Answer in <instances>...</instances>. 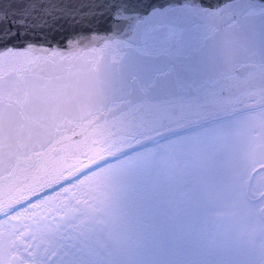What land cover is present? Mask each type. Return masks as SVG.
I'll list each match as a JSON object with an SVG mask.
<instances>
[{
	"label": "snow or ice",
	"instance_id": "1",
	"mask_svg": "<svg viewBox=\"0 0 264 264\" xmlns=\"http://www.w3.org/2000/svg\"><path fill=\"white\" fill-rule=\"evenodd\" d=\"M29 64L0 214L37 227L0 264H264V0H0V70Z\"/></svg>",
	"mask_w": 264,
	"mask_h": 264
},
{
	"label": "flooded vegetation",
	"instance_id": "2",
	"mask_svg": "<svg viewBox=\"0 0 264 264\" xmlns=\"http://www.w3.org/2000/svg\"><path fill=\"white\" fill-rule=\"evenodd\" d=\"M51 194V193H50ZM79 197L81 199H87V193H80ZM33 203H35V200H33ZM75 202H73L74 204ZM46 208L49 206H45ZM59 207V201L56 202V206L51 207L50 212H45L41 209H37L36 212L38 215H49L52 214L57 215V217L61 216L64 212L68 211L67 208H60L59 211L57 208ZM31 216V212L21 216L19 219L12 220L9 217H5L3 214L0 215V221L3 223H0V234H3L2 238L5 242L9 240V233H13L11 236V239H15L17 243H20V241L23 239L20 235V233H25V235L29 234V230L32 232L36 231V224L33 223V220L29 218ZM50 222V221H49ZM32 241H27V243H31ZM19 255H23V245H21V250Z\"/></svg>",
	"mask_w": 264,
	"mask_h": 264
},
{
	"label": "water",
	"instance_id": "3",
	"mask_svg": "<svg viewBox=\"0 0 264 264\" xmlns=\"http://www.w3.org/2000/svg\"><path fill=\"white\" fill-rule=\"evenodd\" d=\"M156 2L163 3V2H165V0H156ZM105 27H106V25H105ZM45 46L46 47H57L59 45L54 43L52 45H45ZM37 55H39V53H37ZM76 63L79 64L80 62H76ZM66 70L75 71L76 69H74V68L73 69H67L66 68ZM9 71H11L14 76H27V75H30L32 72H41V74H46L47 72L51 71V69L48 67H43V72H42L41 67H38L35 64H29V65H26L24 67L17 66L15 69L0 70V72H3V74H5V75H7V73Z\"/></svg>",
	"mask_w": 264,
	"mask_h": 264
}]
</instances>
